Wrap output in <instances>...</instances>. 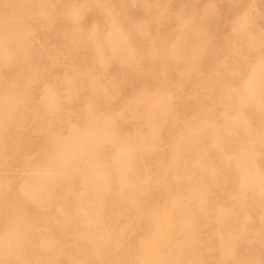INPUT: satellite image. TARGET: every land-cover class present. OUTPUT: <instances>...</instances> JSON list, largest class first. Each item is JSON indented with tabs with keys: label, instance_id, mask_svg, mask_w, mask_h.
<instances>
[{
	"label": "rangeland",
	"instance_id": "374dc122",
	"mask_svg": "<svg viewBox=\"0 0 264 264\" xmlns=\"http://www.w3.org/2000/svg\"><path fill=\"white\" fill-rule=\"evenodd\" d=\"M20 4L0 0V16L7 18L23 8L24 25L23 46H7L11 53L7 55L0 50V96L6 95L9 83L12 89L23 90L14 116L21 124H15L16 119L9 123L7 145L0 148V169L18 175L16 168L25 165L17 161V153L25 154L23 159L36 158L41 155L39 143L77 133L86 144L79 169L70 173L69 181L79 183L89 176L92 161L101 159V153L110 155L107 167L114 165L112 157L131 166L127 173L136 188L146 172L152 181L150 198L132 207L116 195L118 178L126 169L114 171L104 214L109 217L118 205L125 212L132 208L119 219L125 228L124 245L102 257L85 245L81 264H143L145 256L137 246L145 239L151 213L157 206H171L179 190L180 198L189 199L195 183L188 179L192 174L201 186L207 181V189L215 195L207 193L204 209L197 200L199 257L191 260L190 246L184 244L181 255L186 257L178 261L264 264V192L250 186L251 175L264 182V0H24ZM76 15H81L80 22ZM112 15L119 22L116 27L111 25ZM186 22L199 32L187 41L182 28ZM143 28L148 33H142ZM93 33L97 36L89 41ZM111 37L119 43L115 45ZM92 132L115 137L97 143L90 139ZM215 139L218 145L226 143L224 150L212 147ZM23 142L30 146L20 149ZM128 149L133 156L126 159ZM227 157L230 168L222 162ZM196 161L202 168L213 164L217 169L193 173ZM48 210L27 208L23 213L37 220L32 228L40 231L44 215H61L57 207ZM228 210L233 214L229 230L236 232L244 225L247 234L237 242V254L225 261L218 252L216 230L218 215ZM0 230H6L5 223ZM48 230L62 240L58 263L51 264H74L78 237L58 225ZM157 257L155 264H169L166 256ZM14 261L4 258L0 264H17Z\"/></svg>",
	"mask_w": 264,
	"mask_h": 264
},
{
	"label": "bare ground",
	"instance_id": "6f19581e",
	"mask_svg": "<svg viewBox=\"0 0 264 264\" xmlns=\"http://www.w3.org/2000/svg\"><path fill=\"white\" fill-rule=\"evenodd\" d=\"M23 1L12 0V2H18L19 4ZM22 17L23 8L19 9L15 15H9L7 18L0 16V50L2 55L11 54L7 46H23L22 29L24 25ZM74 17L80 22L81 15ZM111 18L112 27H116L119 22L115 16L112 15ZM182 28L183 33L187 34L186 41L189 38L194 39L199 33L197 27L188 24V22L184 23ZM145 31L148 33V28L142 29V33ZM189 33L194 34V37H191ZM121 34L123 35V32L120 33V37ZM124 34L129 35L128 33ZM180 34L182 33L180 32ZM96 36L97 33L90 35L89 41L95 40ZM111 39L115 45L119 43L118 38L111 37ZM0 57L2 56L0 55ZM15 84L19 86L18 83ZM5 87L8 88V90L5 88L6 95L0 96V148H5L7 145L5 139L6 131L11 126L9 124L11 120L16 119L14 116H18L19 99L23 97L22 88L21 90H19V87H13L12 89L10 83ZM14 121H17L15 124H21L19 117ZM49 131L53 133L52 129ZM114 137L111 133L106 136H101L97 133L90 139L99 143L101 138L110 141ZM144 143L142 142V145H147ZM218 143L219 140L215 139L212 147L216 145L224 150L226 143L221 145H218ZM85 144L86 140L77 133L66 137H62L60 134L53 138L51 136L45 142L38 144L41 155L36 158L27 157L23 159L22 157L25 154L17 153V161L25 165V167L22 166V169L21 167L16 168L18 169V175L10 174L6 169H0V226L3 223L6 224V230H0V259L15 260L17 264H51L52 261L58 263L57 260H59L61 251L57 247H60L62 240L59 235L57 236V233L51 232L53 230H48L49 226L55 227L57 225L58 227L71 230L72 234L78 237L79 244L76 246L78 254H76V257L74 255V264H81L83 259L80 254L85 251L83 250L85 245L92 246V253L99 257L106 256L123 247L125 228L119 226V219L132 208L129 207L125 212L123 211V206L118 205L109 217L105 216L104 206L107 202V194L112 188L111 177L114 171L126 169L118 178L119 184L116 195L121 201H129L132 207L143 204L150 198L149 194L152 195L150 189L151 177L146 172L140 187L136 188V182H133V177L127 173V171H131L129 169L131 166L128 167L124 163L121 164L119 157H112L114 165L107 167L106 162L110 155L101 153V159L92 161V173L89 176H83L79 183L69 181L70 173L75 172L76 168L79 169L78 164L82 158L81 152ZM29 146V143L23 142L22 145H19V148L26 149ZM195 153L199 156L198 148ZM125 154H128L126 159L129 156H133L130 149ZM177 154L180 156L179 152L175 153L176 156H178ZM102 160L104 161L103 165L101 163ZM4 161L8 163L7 158ZM222 162H224L226 168H230L232 165L230 157L223 159ZM195 163L197 164V170L193 173L201 171V165H203L200 162L198 163V161ZM76 164L77 166L75 167ZM214 166L210 164L207 168H202V171L203 169H217ZM162 168V166H158L157 169ZM241 171L245 174L247 167H242ZM177 176V174L174 175V177ZM251 176L252 182L250 186L256 185L260 188V191L264 192V182L257 179L258 177L254 175ZM160 177L156 178V180ZM183 178H185L184 175H182V178L179 177L178 181L181 183L180 180H183ZM188 179H192L195 182L191 184L189 199L184 196L183 199L180 198L181 192L179 190L177 194H174L171 206H157L151 213L150 219L146 223L145 239L140 241L137 246L140 254L145 256L143 264H155L159 261L157 257L159 255L166 256L165 259L169 261V264H181L178 259L183 257L184 260L186 257L181 255L184 253V250L181 249L184 244L190 246L191 260L199 257L198 244L200 239L197 227H200L201 223L197 215V200L198 198L200 200L199 208H207V193L210 192L215 195V191L207 189V181H204L202 186L197 183V178L193 174L188 176ZM181 184H179V187H181ZM198 186H201L202 189L200 190ZM129 188L130 193L127 192ZM189 202L192 203L191 206L183 205ZM53 207H57L61 215L53 216L50 213L44 215L43 220L40 221L44 227L40 231L32 228L33 224L37 223V220L35 221L34 218L23 213L27 208L45 211ZM228 208L225 207V209ZM138 213L143 215L142 210H139ZM35 214L38 213L36 212ZM232 217L233 214L229 210L223 215H218L220 223L219 228L216 230L219 234L218 252L225 261L237 254V242L247 234L244 225L236 232L233 229L229 230ZM131 219H133V216H131ZM61 232L64 233L63 230ZM36 237L38 238L35 239ZM26 246L28 250L25 249ZM34 246L35 249H33ZM257 259L259 261V258Z\"/></svg>",
	"mask_w": 264,
	"mask_h": 264
}]
</instances>
